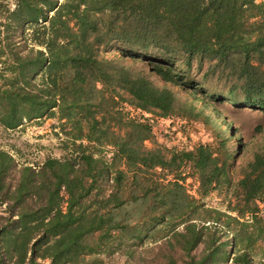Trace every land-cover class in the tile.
<instances>
[{
  "label": "trees",
  "instance_id": "1",
  "mask_svg": "<svg viewBox=\"0 0 264 264\" xmlns=\"http://www.w3.org/2000/svg\"><path fill=\"white\" fill-rule=\"evenodd\" d=\"M5 1L0 126L56 118L65 154L0 148V264H264V144L232 184L233 127L174 89L264 111V0ZM209 77L226 89L206 93ZM126 105L199 120L212 142L148 149L152 125ZM223 186L226 210L207 205Z\"/></svg>",
  "mask_w": 264,
  "mask_h": 264
},
{
  "label": "rangeland",
  "instance_id": "2",
  "mask_svg": "<svg viewBox=\"0 0 264 264\" xmlns=\"http://www.w3.org/2000/svg\"><path fill=\"white\" fill-rule=\"evenodd\" d=\"M8 6L13 7V0H6ZM5 1V2H6ZM115 50L110 49L108 54L112 57ZM136 69H142L143 64L137 62ZM191 76L200 80L199 73L191 72ZM154 83L162 86L163 83L152 77ZM227 83L209 77L203 84L206 93H219L226 89ZM175 89L177 103L193 101L198 108L203 109L204 113L212 116L213 120L227 129L231 124L233 129L227 132L231 135L230 145L236 150L233 165L229 169V176L232 184H235L241 177V168L251 160L253 152L264 144V111L242 107L229 100L212 102L211 99L197 91L196 93L187 90ZM126 108L133 115L147 118L151 123L154 132V139L143 142L148 149L157 146L171 149L191 148L196 144L211 143L213 136L211 130L201 121H187L178 116L160 117L155 114L144 113L138 109L126 105ZM65 138L60 122L56 118H43L41 120L26 121L14 130H5L0 126V148L9 151L17 161L27 164H37L47 156L62 157L65 151L62 150L61 141ZM111 147L105 148V155L109 157ZM188 191L198 197L196 189L198 182L196 178L188 177L184 182ZM232 188L223 186L219 191L213 192L204 197V202L212 207L226 210L229 199L232 200ZM261 213L264 214V202L260 203ZM106 258V257H105ZM114 264H122V258L114 255L110 261Z\"/></svg>",
  "mask_w": 264,
  "mask_h": 264
},
{
  "label": "water",
  "instance_id": "3",
  "mask_svg": "<svg viewBox=\"0 0 264 264\" xmlns=\"http://www.w3.org/2000/svg\"><path fill=\"white\" fill-rule=\"evenodd\" d=\"M59 1H61V0H59Z\"/></svg>",
  "mask_w": 264,
  "mask_h": 264
}]
</instances>
